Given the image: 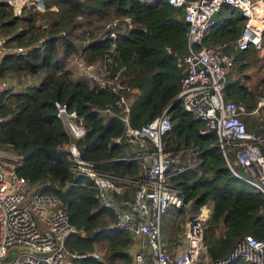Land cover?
Returning <instances> with one entry per match:
<instances>
[{"label": "trees", "instance_id": "trees-1", "mask_svg": "<svg viewBox=\"0 0 264 264\" xmlns=\"http://www.w3.org/2000/svg\"><path fill=\"white\" fill-rule=\"evenodd\" d=\"M42 2L43 10L31 7L27 16L16 18L22 13L16 9L10 12L7 3L0 1L3 46L23 48L0 57V79L7 82L0 88V146L8 145L22 155L15 170L36 191L60 199L76 228L65 239V247L75 253L70 256L71 264H132L131 231L114 227L116 213L101 205L92 180L70 171L68 153L63 149L69 136L55 103L65 104L82 117L85 133L75 143L83 158L118 176H136L139 158L117 159L134 152V146L124 140L114 142L125 132L117 115L118 94L98 86L92 78L94 83L74 78L68 63L80 49L88 62L104 60L109 76L118 74L125 85L121 92L130 101V126L140 128L160 114L178 92L182 70L176 55L185 50L187 23L182 10L166 0L150 4L140 0ZM125 15L131 17L134 27L120 31L114 41L99 37L103 22ZM241 18L237 7L222 3L202 42L227 43L224 50L231 56V66L225 74L224 97L243 105L241 118L249 131L262 138L258 147L264 157V118L251 115L257 100L264 96V72L254 80L245 73L252 65L259 64L258 71L263 67L264 44L260 51L230 44L241 30ZM256 51V61H249ZM37 73H41L38 84L14 90L16 84ZM106 106L113 114L101 110ZM167 113L171 128L163 143L165 149L180 152L177 162L167 169L181 168L169 181L183 196V206L173 212L193 214L209 204V213L202 221V240L211 261L225 257L245 234L263 238L264 197L231 172L230 166L241 171L233 154H221L213 131L199 133L203 122L194 119L180 101L170 105ZM133 192L131 187L115 195L127 197ZM182 226L176 225L175 230L182 231ZM98 249L102 256H93ZM230 264L251 263L235 258Z\"/></svg>", "mask_w": 264, "mask_h": 264}, {"label": "built area", "instance_id": "built-area-1", "mask_svg": "<svg viewBox=\"0 0 264 264\" xmlns=\"http://www.w3.org/2000/svg\"><path fill=\"white\" fill-rule=\"evenodd\" d=\"M0 1L7 3L10 12L16 9L22 13L16 17L22 18L23 11L35 7L39 0ZM140 1L149 4L155 0ZM166 1L182 10L187 23L185 50L176 55V64L181 67L182 74L173 100L178 99L194 119L203 122L199 133H215L221 154L225 157L231 152L235 164L241 169L239 172L230 166L231 172L264 197V157L258 147L262 138L247 130L241 118L245 113L243 105L224 97L225 74L231 66V56L224 50L227 43L202 42L203 35L214 23V12L222 3H227L237 7L242 17L241 30L230 44L238 49L252 47L257 50L264 34V0ZM39 3L44 6L42 0ZM51 8L60 10L55 6ZM132 27L134 23L130 16H113L104 22L98 35L101 39L114 41L120 31ZM4 48L2 46L1 49ZM21 50L23 48L18 47L15 51ZM166 50L170 51L169 48ZM82 52L80 49L74 57L80 72L92 78L98 86L118 94L116 104L120 112L117 115L125 126V132L123 137L114 138V142L124 140L134 146V152L117 159L139 158L140 170L136 176H118L83 158L75 143L85 133L83 119L65 104L56 102L57 115L69 136L63 149L68 153L71 173L88 176L96 187L101 205L115 211L113 226L131 231L132 264H230L235 258L251 264H264V237L255 238L250 234L236 240L225 257L211 261L202 240V221L207 215L201 210L185 220L184 228L175 241L163 238V217L168 209L183 206L181 190L169 181V176L181 168L167 169L177 162L176 152L165 149L163 143L164 134L171 128L167 107L173 100L154 119L140 128H132L129 123L130 101L121 92L125 85L120 82L119 75L109 76L104 60L88 62ZM5 53L6 48L0 57ZM261 98L264 100V96ZM258 100L259 104L261 101ZM256 108L257 103L251 112ZM101 110L113 114L109 106ZM21 159L22 155L16 152L12 157L0 155V264H71L70 256L75 253L65 247V239L76 228L69 222L58 197L36 191L23 175L16 172L15 166ZM131 187H134L132 196L116 197L115 194H122ZM261 211L264 214V206ZM12 247H24L25 250L15 252L8 261L6 257ZM99 252L95 250L91 254L101 257Z\"/></svg>", "mask_w": 264, "mask_h": 264}, {"label": "rangeland", "instance_id": "rangeland-1", "mask_svg": "<svg viewBox=\"0 0 264 264\" xmlns=\"http://www.w3.org/2000/svg\"><path fill=\"white\" fill-rule=\"evenodd\" d=\"M39 1H36V6L35 8H37L38 10H43L44 9V6L42 4L39 3ZM54 7V6H52ZM30 8V7H29ZM56 9V8H55ZM27 9H25L23 11V15L24 17L27 16ZM104 23V22H103ZM2 37L0 35V49L2 48L3 46V41H2ZM79 42L81 43V41L79 40ZM83 43V42H82ZM261 46L257 49V51H260V49L262 48L263 44H264V39L263 37H261ZM16 48H6V51H15ZM5 51V48L4 49H1L0 50V53H3ZM255 52V55L252 54L249 56L248 60L251 61V62H255L256 59H257V55H258V52ZM97 64H100V62H96ZM257 65H252L249 70H246V74H250L252 75V79L254 80L255 79V76H259L261 75L263 72H264V65L263 67L261 68V70H257ZM68 68L72 71V75L74 76V78H79L85 82H88L90 83L91 79L88 75L86 74H82L79 70L78 67L75 66V59H74V56L72 57V60L70 59L69 63H68ZM9 81V80H8ZM41 81V73H37L35 75H32L31 77H28V78H25L23 81H21L19 84H16L14 86V90H22L24 88H26L27 86H30V85H36L38 84L39 82ZM92 83H94V81H91ZM5 83L7 82H2L1 79H0V88L1 87H4ZM262 97V96H261ZM260 97V98H261ZM258 101H261L259 104L257 102V109L255 112H252L251 115L253 116H258L259 119H263L264 118V100H262V98ZM246 126V125H245ZM247 128V126H246ZM248 129V128H247ZM249 130V129H248ZM15 153V151L12 150V148H10L8 145H4V146H0V155H9V156H13V154ZM179 154L180 152H177L175 154V156L177 157V159H179ZM16 162V161H14ZM185 209V208H184ZM202 211L204 214L208 215L209 213V204H205V205H202L198 211L196 213H193V214H185V212L183 213L182 216L180 215H176L174 212H173V209H170L167 214L163 217L162 219V222H161V232H162V235H163V238H166L167 241H175L176 237H178L180 235V233L182 232L181 230L178 231L175 230V227L176 225L179 227V226H182V230L184 228V223H185V220L194 215V214H197L199 211ZM182 220V221H181ZM168 238H171V240H169ZM98 251H100V249H98ZM100 254L102 253L99 252Z\"/></svg>", "mask_w": 264, "mask_h": 264}, {"label": "water", "instance_id": "water-1", "mask_svg": "<svg viewBox=\"0 0 264 264\" xmlns=\"http://www.w3.org/2000/svg\"><path fill=\"white\" fill-rule=\"evenodd\" d=\"M154 2V1H153ZM152 3V2H151ZM150 4V3H149ZM177 100L178 99H174L169 105H168V107L170 106V105H172V104H174V103H176L177 102ZM167 107V108H168ZM25 250V248L24 247H12L10 250H9V254L7 255V257H6V260H11L12 258H13V256H14V254H15V252H17V251H20V250ZM34 253H36V254H42L40 251H33Z\"/></svg>", "mask_w": 264, "mask_h": 264}]
</instances>
